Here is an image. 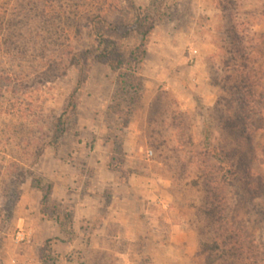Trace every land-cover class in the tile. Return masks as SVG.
<instances>
[{"label":"rangeland","instance_id":"rangeland-1","mask_svg":"<svg viewBox=\"0 0 264 264\" xmlns=\"http://www.w3.org/2000/svg\"><path fill=\"white\" fill-rule=\"evenodd\" d=\"M136 9L153 30L131 106L133 92H116L108 65L74 59L97 44L94 16L128 23ZM140 39L116 41L127 50ZM78 80L54 146V122ZM251 122L264 126V0H0V264H42L45 241L54 264H208L203 212L216 194L241 199L239 218L264 246V129ZM33 178L72 214L68 234L42 218ZM144 195L148 219L132 223L141 234L94 232L108 207L120 203L127 218ZM82 207L97 215L75 217ZM168 220L182 231L174 239Z\"/></svg>","mask_w":264,"mask_h":264},{"label":"trees","instance_id":"trees-1","mask_svg":"<svg viewBox=\"0 0 264 264\" xmlns=\"http://www.w3.org/2000/svg\"><path fill=\"white\" fill-rule=\"evenodd\" d=\"M138 10H134L133 16L128 23L122 21L111 23L98 15L94 16L90 20V30L96 35L97 44L95 47L86 49L74 59V63L77 65H81L87 59L108 65L110 69L117 73L116 92L124 90L133 92V95L130 96V100H133L130 102L131 106L134 101L139 100L142 94L140 63L145 53V46L153 30V24H150L147 20L148 18L145 15L143 17ZM120 28H126V30L119 33ZM131 32H135L141 37L140 42L127 50L121 48L116 38L121 40ZM79 84L80 80L77 81L75 88L68 95L66 104L54 122L52 136L54 146L58 144L59 138L66 131L67 116L74 108L75 93ZM117 108V113L120 116L127 118L131 115V111H123L118 105ZM250 125L255 130L264 129V126L254 125L252 122ZM210 155L220 164L223 163L224 155L218 150L212 149ZM31 183L41 193L39 211L42 218L54 220L59 230L68 234L65 223L70 225L73 221V216L51 199L52 185L50 183L41 185L39 180L34 178ZM212 196L213 208H207L203 212L212 234L200 243L199 251L205 255L207 263L264 264V246H261L255 240L253 233L249 230L247 220L239 218L241 199L238 198L233 202H229L221 195ZM39 259L42 264H54L47 241L44 242V246L39 253Z\"/></svg>","mask_w":264,"mask_h":264},{"label":"crops","instance_id":"crops-1","mask_svg":"<svg viewBox=\"0 0 264 264\" xmlns=\"http://www.w3.org/2000/svg\"><path fill=\"white\" fill-rule=\"evenodd\" d=\"M125 186H126L127 189H133V186L132 187L128 186V185H125ZM135 192L142 193V195L145 194V192H139V191H135ZM86 194L89 195V193H86ZM112 197H113V199L116 198V202L117 203L121 202V204H122L123 200L121 201V198L115 192H113ZM135 198H136L135 200H138V204H137L135 212H133L131 214L130 213L127 214L126 217L129 220L127 218L123 217V216H125L126 212H124L123 208H121V204L120 203H119L120 208H119V205H118V207H115L114 209L110 206V207H108L109 215H107V217L102 219L103 220L102 224H100V225H98L97 227L94 228V232L95 233L98 232L99 234L107 233L108 226H115L116 228H118V231L115 232V235H117V236L122 235V236L126 237V236H129L132 232L141 234V232H139V229H141V228H138V229L136 228L137 230L136 229L133 230L132 223H133V221L134 222H140V220L143 219V218L148 219V216H146V215H148L149 212L145 211L143 206L142 207L140 206V205L145 204V199H147V197H145V195H144V196H136ZM154 199H157V197L155 196ZM159 202H161L160 207L162 209H164V211L168 210V208L171 206L170 201L162 202L160 200ZM135 203H137V202L135 201ZM86 204L87 203L85 201H83V200L80 203V205H82V206L86 205ZM88 209L82 207V214L77 213V215H76V213H75V215H76L75 217H77L79 219L84 218V217H85V219L94 218L97 215L96 210H92L91 209L90 212L89 211L87 212ZM143 210L145 211L144 212L145 216H143ZM152 218L157 219V216H155V214H152ZM168 222L170 223V227L169 228L171 229V233H170L171 234V238L174 239L173 238V234H175V233L177 234V232L180 233L182 231H179L180 227L178 226V224L176 222H174L172 220H168ZM137 227H138V225H137ZM151 230L154 231L153 229H151ZM155 231L158 233L160 230L157 227V228H155Z\"/></svg>","mask_w":264,"mask_h":264},{"label":"built area","instance_id":"built-area-1","mask_svg":"<svg viewBox=\"0 0 264 264\" xmlns=\"http://www.w3.org/2000/svg\"><path fill=\"white\" fill-rule=\"evenodd\" d=\"M196 51L194 50L193 53H195ZM147 155L148 156H152V151H148L147 152ZM24 232H18L16 235H15V240L16 241H23L24 240Z\"/></svg>","mask_w":264,"mask_h":264}]
</instances>
